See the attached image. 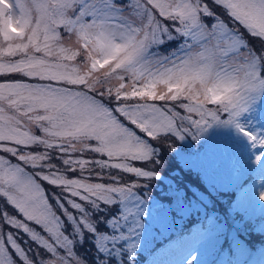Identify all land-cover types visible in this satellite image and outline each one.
<instances>
[{"label":"snow or ice","instance_id":"6c2138e0","mask_svg":"<svg viewBox=\"0 0 264 264\" xmlns=\"http://www.w3.org/2000/svg\"><path fill=\"white\" fill-rule=\"evenodd\" d=\"M169 136L241 149L264 214V0H0V264H205L204 194L140 191Z\"/></svg>","mask_w":264,"mask_h":264},{"label":"rangeland","instance_id":"374dc122","mask_svg":"<svg viewBox=\"0 0 264 264\" xmlns=\"http://www.w3.org/2000/svg\"><path fill=\"white\" fill-rule=\"evenodd\" d=\"M217 11L224 15L222 10L217 9ZM224 18L228 19L226 16ZM229 25L238 29L246 40L255 43L238 22L229 21ZM223 142L222 138L217 137L200 145L190 138L180 142L171 136L162 137L159 141L153 142L163 160L162 166H154L151 163H133L147 169L154 168L163 176V179L159 181L155 179L142 180L141 182L147 183L149 187L140 191L151 193L153 200L166 201L177 195L175 192H170V186H173L179 188L181 194L186 193L187 199L192 200L194 203H199L197 197L204 194L203 210L209 215H214L217 223L222 226V231H214L201 244L200 255L205 264H264V256H253L248 240L253 231V224H255L256 229L264 231V214L261 213L258 201L249 204L244 199V191L251 187L253 180L258 184L260 175L257 171H253L246 166V154L238 147L233 146L230 148L231 162L226 163L214 147L215 144ZM169 144L175 147L177 151H170ZM232 166H235L241 173L242 179L249 180L243 191L237 187L239 181L231 174ZM121 175L125 181L132 179L129 175L123 173ZM181 186H185V188ZM47 190L49 194L53 191L51 188ZM235 193L238 194L237 197ZM230 209H241L243 215L247 218L243 226L238 229L233 225L241 217L240 215H229ZM185 222L187 221H178V224ZM246 224L251 226V229L248 230ZM179 246L180 242L177 237V249H179ZM88 250L92 251L91 248H88ZM234 254H236L237 259ZM146 256L147 253L141 252L138 257L139 264H145L144 258ZM233 257L236 262H230L229 259ZM169 259L172 264H176V261L180 259L179 251Z\"/></svg>","mask_w":264,"mask_h":264},{"label":"trees","instance_id":"16d2710c","mask_svg":"<svg viewBox=\"0 0 264 264\" xmlns=\"http://www.w3.org/2000/svg\"><path fill=\"white\" fill-rule=\"evenodd\" d=\"M182 188H185V186L183 187V186H181ZM188 192V191H187ZM235 195H236V197L238 196V194H236L235 193ZM226 216V215H225ZM197 218V217H196ZM197 219H201V217L199 218H197ZM185 223H187V222H185ZM251 223H253V222H251ZM246 226H247V228H248V230L249 229H251V226H248L247 224H246ZM252 233H251V235H250V237H249V243H250V246H251V248H255V249H258V248H260V247H263L264 246V232H262L261 230H259V229H256L255 228V224H253V226H252ZM181 231H183V230H181ZM179 233H176L175 234V236L176 237H178L179 238V236H180V231H178Z\"/></svg>","mask_w":264,"mask_h":264}]
</instances>
